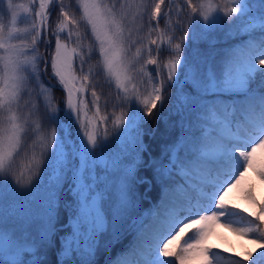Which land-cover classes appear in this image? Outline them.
Masks as SVG:
<instances>
[{"label":"snow or ice","instance_id":"snow-or-ice-1","mask_svg":"<svg viewBox=\"0 0 264 264\" xmlns=\"http://www.w3.org/2000/svg\"><path fill=\"white\" fill-rule=\"evenodd\" d=\"M182 3L176 8L180 19L173 29L181 35L167 38V50L173 58L164 66L165 78L155 70L152 93L144 99L137 95L131 114L114 118V127L121 129L117 138L128 132L123 154L102 159L110 144L107 128L101 134L97 119L103 122L108 118L99 116L100 97L94 89L90 95L95 113L89 116V101L84 94L92 72L89 69L77 86V69L84 72L86 60L95 55L102 72L131 102L128 85L133 80L132 73L138 71L150 77L146 65L157 64L150 58L153 48L142 42L139 33L146 26L150 37L161 19L169 23L170 15L161 17L164 0L152 5L145 0H76L79 19L65 10L64 0H58L62 18L52 33L54 51L50 61L39 54V46L44 43L42 36L47 35L53 0H39L38 11L24 18L23 28L17 27L19 18L13 0H7L0 14V264H49L48 250L57 243L54 264H97L105 233H110L109 245L119 243L126 235H131L134 244L130 259L109 257L105 264H185L196 249L205 256L218 255L210 248L199 247L206 239L208 222L224 217L231 225L236 215L246 220V226L238 231L254 236L259 249L249 253L247 260L231 257L232 264H264V204L259 215L249 214L255 219L224 204L227 193L253 166L257 150L264 149V0ZM185 10L186 16L182 15ZM4 14L10 16L9 24L3 22ZM225 21L237 36L241 31L243 36L236 47L224 53L218 71L196 45ZM137 23L140 46L129 55L138 43L131 39L133 28L129 24ZM82 25L83 35L92 38L87 47L79 31ZM160 36L163 43L164 33ZM69 41L75 46L69 47ZM149 44H157V40H149ZM144 49L147 60L143 58ZM160 50L157 44L156 51ZM41 62L45 64L43 69ZM49 63L52 76L66 93L62 109L51 105L47 95L51 90L40 81ZM32 81L40 84L45 93L49 106L46 120L55 125L50 132L47 125L39 122H33L34 127L30 125L20 111L24 96L31 95L27 89ZM166 85L176 88L172 105L176 119L172 127L178 128L180 134L162 147L158 159L144 143L143 125L158 102L163 106ZM30 133L37 135L38 142L31 145L32 166L25 175L18 170L16 159ZM142 166L152 169L162 200L149 214L148 222L133 215L138 208L136 186L152 182L138 175ZM260 175L264 177V171ZM42 185L45 190L39 199L22 200ZM249 198L255 200L251 193ZM63 211L71 215L67 232L58 236L65 232L60 221ZM13 222L28 224L24 229L29 232L26 239L21 232L10 230ZM33 225H39L34 233ZM196 225L203 226L195 227L188 235ZM185 235L187 239L179 251H172L171 245ZM25 243L32 247L25 248Z\"/></svg>","mask_w":264,"mask_h":264},{"label":"trees","instance_id":"trees-1","mask_svg":"<svg viewBox=\"0 0 264 264\" xmlns=\"http://www.w3.org/2000/svg\"><path fill=\"white\" fill-rule=\"evenodd\" d=\"M157 2V0H150V5ZM169 3V0H164V4L161 6V10L163 9L166 11L167 5ZM193 3H200V0H193ZM217 3H220V0H217ZM183 3L182 0H172V11L168 13L167 15H170L171 19L169 23L166 25L165 19H162L160 22L163 23V33H164V43L161 47V50L158 51L157 54V61L159 64V69L161 71H165L166 74V68L164 67L169 59H172V53L167 50V38L170 35H174L179 37L181 35V32L177 29L173 31V29H176V23L180 19V15L177 14L176 8L182 7ZM53 12L49 18V29H48V41L51 40L52 43H47L46 37L42 36V39L44 40V43H42L39 46L40 50L47 49L49 50L51 48V52L48 53L46 50L44 56L51 58V54L54 51V37L52 36V33L56 31L57 24L59 23L60 19L62 18L60 16V6L58 4V0H54L53 3ZM64 7L65 10L69 12L70 15H74L76 19L80 18V13L78 12V5L76 4V0H64ZM6 9V4L4 0H0V14H3V10ZM166 15V16H167ZM182 15H187V10H185ZM165 16V17H166ZM9 15L4 14L3 15V22L5 24H9ZM229 22L225 21L224 24L219 25L217 28L212 29L209 31L208 34L203 36L200 40L197 41L196 47L200 50L202 54H204L209 63L214 64L216 69L219 71L222 63H223V56L224 53L229 50L230 48L236 47L240 43V38L243 36V31H241L240 36H237L234 32V30L227 27V24ZM81 35H82V43L84 47H87L90 40L92 39L90 35H83L85 32V27L82 25L79 29ZM76 29H73V41H75ZM158 32L155 31L152 33L151 37L154 35H157ZM73 41L69 42V47H74L75 44ZM197 59H200V57H197ZM42 68L45 67L44 62H42ZM91 69L92 75L89 77V81L86 82L88 85V91L86 92V99L89 101L90 108H94V106L91 104V91L94 89L97 93V95L100 97L99 99V106L104 100H107L109 95H115L114 91L112 90V87L109 86L106 74L102 72V69L99 65L98 58L94 55L91 59L86 60L84 70ZM44 72V71H43ZM79 77L83 78L85 75L84 72H80L79 69H77V73ZM43 78H45V83L48 87H50V102L51 105L57 107V108H64L65 102H66V93L62 91L61 85H59L58 81L52 76L50 63L47 66L46 72L42 75ZM176 94V88H168L166 87L165 96L163 99V106H161V103H157L156 108L152 110L151 115L147 119L145 123V135L143 136L144 143L149 146V152L153 157L160 158L161 156V149L166 144H171L173 141L176 140L177 136L180 134V131L178 128L172 127L176 116H175V108L172 107L174 103V97ZM33 97V107L31 109L23 110V115L28 117L29 124L34 127L33 122H39L42 125H47V131L50 132L51 127H55L54 124H50L46 120V113L49 111L48 102L45 100V97L38 92H34L32 95ZM63 118V117H62ZM33 141L38 142V137L34 133L29 134V138L26 141L25 146L21 149L20 154L17 156L16 159V165L18 170L23 171L25 175H27V169L31 167V157L33 153V148L31 147ZM37 155L39 154L40 149L37 147L35 149ZM149 152L144 153V159H148ZM107 152V149L105 151ZM264 171V153L259 155V158L256 161V172L254 174H250L248 176V188L242 195H233L229 196L225 199V204L229 208H233L236 210H239V213H242L244 217L255 219V217L250 216V213H257V215L260 214V207L262 204H264V186H262L261 181V175L260 172ZM138 175L140 177H148L152 180V182L149 183H139L136 186V194H137V204L138 208L136 209V212L133 214L134 216L140 215L141 218H145V222H148L150 219V215L148 213L153 210L152 212H155L157 209V206L162 203V200L160 199L161 191L159 188V185L157 184L156 180L153 179V172L151 168L147 167H140L138 169ZM14 183V181H13ZM45 190V186H41L39 189H37L36 193H34L32 196L23 197L22 200L25 201H31L34 199H39V197L43 194ZM249 193L254 195L255 200H252L249 198ZM151 212V213H152ZM70 211H63L60 215V221L64 225L65 232L64 233H58V236L64 235L67 232L68 229V221L70 218ZM148 215V216H147ZM263 221H261L262 223ZM29 227L28 224H19L13 222V226L10 228L11 231H23L21 230V227ZM194 226L192 229L188 231V233H192V231L195 230ZM29 235V233H28ZM230 244L233 245V240L228 239ZM58 247V243L54 244L50 250H48V261L49 264H54L55 257H56V248ZM134 247V244L132 243V237L131 235H126L121 237V240L119 243L114 244H108L107 247H102L100 251L97 253L96 259L97 264H105V261L111 257L112 259H116L118 257H128L131 258V251L130 249ZM181 246L179 244L172 246V251H179V248ZM198 250V249H196ZM196 250H193L196 251ZM252 253L255 254L250 249H247L246 251L239 254L240 257L247 260L248 254ZM191 258V253L189 254V258ZM63 259V257H61ZM185 260V264L187 263V260ZM198 264H202L201 262Z\"/></svg>","mask_w":264,"mask_h":264},{"label":"rangeland","instance_id":"rangeland-1","mask_svg":"<svg viewBox=\"0 0 264 264\" xmlns=\"http://www.w3.org/2000/svg\"><path fill=\"white\" fill-rule=\"evenodd\" d=\"M6 7H7V0H4ZM38 2L39 0H35V3L33 0H13L14 4V11L16 12L19 20L17 23V27H25L24 18L26 16H33L35 11H38ZM110 2V0H109ZM201 2V0H200ZM54 3V0H53ZM145 3L149 4L150 0H145ZM212 3H217V0H212ZM24 5L23 8L19 7V5ZM150 5V4H149ZM168 7V5H167ZM53 4L49 5V12L51 16V12L53 11ZM135 11V9H133ZM164 13V10H161V14ZM49 16V18H50ZM10 19V16H9ZM130 19V17H129ZM10 21V20H9ZM48 29H49V19H48ZM129 27L133 28V33H132V40H138L137 33L135 29L139 27V24L137 23L136 25L129 24ZM163 23L159 22V30L163 32ZM154 33V32H153ZM152 35V34H151ZM48 31L46 37V42L48 43ZM139 36L143 38L142 42L144 44H147L151 48H153V53L151 55V59H155L156 56V49H157V44H159V35H154V36H148L147 32V27L139 33ZM62 39L64 38L63 35L61 37ZM149 40H157V44H149ZM70 42V41H69ZM163 43H164V36H163ZM140 46V42L138 40V43L133 45L131 48V51L129 55L135 52V48ZM47 49L40 50L39 49V54L42 55L43 57L46 58V60L50 61L51 58H48L44 56L45 52ZM48 53L51 52V48L47 50ZM144 51V60H147L149 57L147 55L146 49ZM42 62L40 63V67L42 68ZM139 67V66H138ZM43 69V68H42ZM159 70L160 73V78H165L166 74L165 71H161L159 69V64L157 63V66L153 64H147L145 71L150 74V77L148 75H145L143 73H139L138 71H134L132 73L133 80L132 82L128 85L129 87V92H128V97L131 98V102L125 97V94L117 89L114 80L110 79L107 75V80L109 83V86L112 87V90L114 91L115 95H109L107 100H104L101 105H100V113L99 116H107V120L100 122L99 119H97L98 123V128L99 132L103 134L104 129L107 128V139L109 141L110 147L107 148L108 154L105 153L102 159H107L108 157H116L120 156L123 154V148L126 143V137L128 136V132L125 133L124 136H121L117 138L118 133L121 131L120 128L114 127L113 120L116 116H120L122 113H127L131 114L133 108L136 106V99L135 97L137 95L140 96L141 99L146 98L149 94L152 93L153 89V84H155L156 78H157V72L155 70ZM89 69L87 68L84 70V74H87ZM43 71L41 72L40 76V81L43 84L44 88L50 89L45 83V78L42 77ZM77 77H79L78 74H76ZM81 83V78L76 81L77 86H79ZM133 85H135V88H133ZM167 87V85H166ZM51 90V89H50ZM27 91L31 92V95H25L23 100L21 101L20 105V111L23 113V110L31 109L33 105V97L32 95L34 92H38L39 94L43 95L45 97V93L41 91V85L38 84L36 81H32L28 85ZM48 98L50 100V92L47 94ZM84 98L86 99V93L84 94ZM87 100V99H86ZM27 102V103H25ZM89 116H93L95 113V109L90 108L89 106ZM149 118V116H146V121ZM145 124L143 125V130H145ZM264 153V149H258L257 152L254 155L253 158V166L249 168L243 178L240 180V183L237 184L235 187H233L227 195L224 197V204H225V199L229 196L233 195H242L246 189L248 188V175L250 173H254L256 170V161L259 158V155ZM103 165H101L102 167ZM262 180V186H264V177H261ZM226 208L232 209L235 212L239 213V210L229 208L225 204ZM105 208H108V204H105ZM151 210L149 214L152 212ZM210 215V213H208ZM136 218H141V214L135 216ZM144 218V216H143ZM146 218V217H145ZM144 218V219H145ZM232 223L229 225L224 217H221L218 221H210L208 222V233L206 236V239L202 242V244L199 246L200 248L207 247L210 248L212 252L219 253L218 255H207L205 256L202 254L199 249L191 253V258L187 260L188 264H232L231 262V257H237V258H242L239 256L240 253L246 251L247 249H251L254 252H257L259 249V243L255 242V237L252 235L245 236L242 234L241 231H238V229L246 226V220L242 219L240 215L233 216L232 218ZM250 219V218H248ZM264 223V221L262 222ZM26 224V223H25ZM203 225H196V227H201ZM28 228V227H27ZM26 227L22 226L20 231L23 235V237L26 239L28 237V231H24V229H27ZM39 228V225H33L31 228V231L34 233L37 229ZM19 232V231H18ZM188 235H191V233H188ZM34 238V237H33ZM111 239L110 233H105L101 237V248L106 247L107 242ZM187 239V235L182 237L180 240H177L172 246H175L179 244L180 246H183L184 240ZM228 239H232L234 241V246L230 244ZM32 246L28 243H25V248H31Z\"/></svg>","mask_w":264,"mask_h":264},{"label":"water","instance_id":"water-1","mask_svg":"<svg viewBox=\"0 0 264 264\" xmlns=\"http://www.w3.org/2000/svg\"><path fill=\"white\" fill-rule=\"evenodd\" d=\"M171 8V0H170V2H169V6H168V9L166 10V12L163 14V15H161V17H163L164 15H166L168 12H169V9ZM161 45H162V43H161V36H160V47H161Z\"/></svg>","mask_w":264,"mask_h":264}]
</instances>
